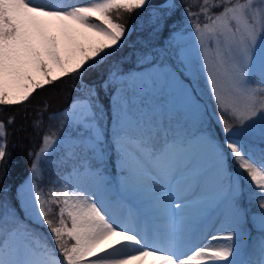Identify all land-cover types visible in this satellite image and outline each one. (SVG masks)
Returning a JSON list of instances; mask_svg holds the SVG:
<instances>
[{"label": "snow or ice", "instance_id": "1", "mask_svg": "<svg viewBox=\"0 0 264 264\" xmlns=\"http://www.w3.org/2000/svg\"><path fill=\"white\" fill-rule=\"evenodd\" d=\"M65 77L0 264H264V0H0V106Z\"/></svg>", "mask_w": 264, "mask_h": 264}, {"label": "trees", "instance_id": "2", "mask_svg": "<svg viewBox=\"0 0 264 264\" xmlns=\"http://www.w3.org/2000/svg\"><path fill=\"white\" fill-rule=\"evenodd\" d=\"M181 0H176L180 3ZM134 14L124 13L121 23L130 24ZM115 17V13H113ZM146 18L134 17L137 31L145 23ZM135 39V36H133ZM74 80L65 77L38 89L29 100L20 104L4 107L0 106V120L15 117V123L8 128L7 138V172L4 181L10 187L18 186L28 175L31 159L29 152L36 150L40 144V137L49 125L55 126L57 121H50L48 117L62 109L72 98ZM43 114V124L39 129H34L33 121Z\"/></svg>", "mask_w": 264, "mask_h": 264}, {"label": "rangeland", "instance_id": "3", "mask_svg": "<svg viewBox=\"0 0 264 264\" xmlns=\"http://www.w3.org/2000/svg\"><path fill=\"white\" fill-rule=\"evenodd\" d=\"M64 2L73 3V4H77V5L83 6V5H85L88 2V0H64ZM184 2H185V0H181L180 1V3H184ZM187 2L188 3H193L194 0H187ZM200 87L202 89V95H203V98H204V102L207 103L209 105V108L211 109L212 108V102H211L210 97L207 95V88L204 85L203 79H201V81H200Z\"/></svg>", "mask_w": 264, "mask_h": 264}]
</instances>
